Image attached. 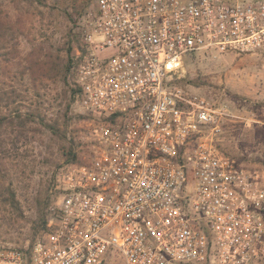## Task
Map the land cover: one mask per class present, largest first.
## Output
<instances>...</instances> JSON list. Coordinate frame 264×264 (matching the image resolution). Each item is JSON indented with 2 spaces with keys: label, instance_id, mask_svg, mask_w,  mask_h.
<instances>
[{
  "label": "built area",
  "instance_id": "obj_1",
  "mask_svg": "<svg viewBox=\"0 0 264 264\" xmlns=\"http://www.w3.org/2000/svg\"><path fill=\"white\" fill-rule=\"evenodd\" d=\"M80 36L88 156L0 264H264V175L214 145L226 110L177 83L191 55L264 53V0H91Z\"/></svg>",
  "mask_w": 264,
  "mask_h": 264
},
{
  "label": "rangeland",
  "instance_id": "obj_2",
  "mask_svg": "<svg viewBox=\"0 0 264 264\" xmlns=\"http://www.w3.org/2000/svg\"><path fill=\"white\" fill-rule=\"evenodd\" d=\"M89 3L0 0V118L19 109L26 124L0 128V246L33 243L40 209L50 214L60 195L58 175L88 156L92 122L73 90ZM177 83L226 110L214 145L264 175V53L191 55Z\"/></svg>",
  "mask_w": 264,
  "mask_h": 264
},
{
  "label": "trees",
  "instance_id": "obj_3",
  "mask_svg": "<svg viewBox=\"0 0 264 264\" xmlns=\"http://www.w3.org/2000/svg\"><path fill=\"white\" fill-rule=\"evenodd\" d=\"M89 5H91V0H90V3ZM81 14V12H80ZM2 33V35H4V32L0 31ZM71 67V66H70ZM75 68V66H74ZM76 72V70H75ZM73 92L78 95L79 94V90L77 88H75L73 90ZM24 117L23 115L21 114L20 110L17 109L15 110V112L13 114H10V115H7V116H2L0 118V128L3 127L4 125H8V126H11V127H16V123L18 121L19 125H21L22 127H24L26 124H25V121H24ZM51 130H54L55 127L54 126H51L49 125L48 126ZM70 156H73V159L72 161H74L75 163H77L79 160H77L76 158V155L73 154L72 152H70ZM85 161V159L82 161L81 164H83ZM10 200H11V204L15 207V208H18V201L16 200V197L14 195V193L11 192L10 194ZM49 204H46L43 208L40 209V213H39V217L38 219L34 222L33 224V236H34V239H33V242H35L37 240V238H39L40 236L43 235V233L47 230V217L49 215Z\"/></svg>",
  "mask_w": 264,
  "mask_h": 264
}]
</instances>
